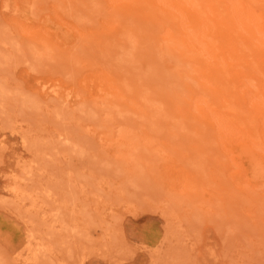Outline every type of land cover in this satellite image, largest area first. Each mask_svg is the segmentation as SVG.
I'll list each match as a JSON object with an SVG mask.
<instances>
[{
	"label": "rangeland",
	"instance_id": "obj_1",
	"mask_svg": "<svg viewBox=\"0 0 264 264\" xmlns=\"http://www.w3.org/2000/svg\"><path fill=\"white\" fill-rule=\"evenodd\" d=\"M146 1L0 0V264H264V0Z\"/></svg>",
	"mask_w": 264,
	"mask_h": 264
},
{
	"label": "bare ground",
	"instance_id": "obj_2",
	"mask_svg": "<svg viewBox=\"0 0 264 264\" xmlns=\"http://www.w3.org/2000/svg\"><path fill=\"white\" fill-rule=\"evenodd\" d=\"M136 1V0H135ZM149 1V0H148ZM148 1H146V2H148ZM151 1V0H150ZM181 1H183V0H181ZM184 1H186V0H184ZM192 1V0H191ZM235 1V0H234ZM105 2V1H104ZM118 2V1H117ZM153 2V1H152ZM157 2V1H156ZM180 2V1H179ZM188 2V1H187ZM221 2H222V0H221ZM219 3L220 5L222 4V3ZM255 2H256V0H255ZM138 3V2H137ZM143 3V2H142ZM189 3V2H188ZM210 3H212V1L210 2ZM224 3V2H223ZM230 3H232V1L230 0ZM235 2H233V4H234ZM238 3H239V1H238ZM104 4V3H103ZM147 4V3H146ZM219 4H216V5H219ZM246 4V3H245ZM118 5V4H117ZM176 5V4H175ZM213 5V4H212ZM215 5V6H216ZM231 5V4H230ZM258 5V4H257ZM102 6V5H101ZM128 6V5H127ZM130 6V5H129ZM182 6H183V8H185V10H187V11H189V15H190V20H189V22H190V26H189V28L192 26V24L194 23V24H196L197 23V21H198V18H199V13L196 11L197 9H192V10H190L188 7H185L184 6V4H182ZM188 6H190V7H193V8H195L194 6H193V3H192V6H191V4L189 3V5ZM198 6V5H197ZM222 6V5H221ZM221 6H220V8H221ZM224 6V5H223ZM222 6V7H223ZM229 6V5H228ZM232 6V5H231ZM241 6V5H240ZM77 7V6H76ZM139 7V6H138ZM141 7V6H140ZM157 7V6H156ZM209 8L211 7V4H210V6H208ZM214 7V6H213ZM213 7H211V8H213ZM217 7V9L219 8L218 6H216ZM73 8V7H72ZM159 8H160V6H159ZM168 8V7H167ZM170 8V7H169ZM200 8V7H199ZM210 8V9H211ZM234 8V7H233ZM150 9H151V11H150ZM150 9H148L150 12H151V14L153 15V17H154V19L155 18H157V15H155V13H153V9L152 8H150ZM157 9V8H156ZM214 9V8H213ZM223 9V8H222ZM38 10V9H37ZM120 10H121V8H120ZM153 10V11H152ZM199 10V9H198ZM225 10V9H224ZM123 11V10H122ZM146 11H147V9H146ZM146 11L145 12H143V14L145 15V14H147L146 13ZM218 11H219V9H218ZM262 11V10H261ZM155 12V11H154ZM168 12V11H167ZM170 12V11H169ZM212 12V11H211ZM224 12H226V11H224ZM164 14H165V12H163ZM162 13V14H163ZM248 13V12H247ZM124 14V13H123ZM162 14H160L161 16L160 17H167V16H163ZM166 14H169V13H166ZM172 14V13H171ZM201 14V13H200ZM32 15V14H31ZM148 16H149V14H147ZM156 17H155V16ZM174 15V14H173ZM213 16H214V14H212ZM251 15V14H250ZM170 16V15H169ZM207 16V15H206ZM209 16V15H208ZM216 16V15H215ZM218 16H220V13L218 14ZM222 16H224V15H222ZM221 16V17H222ZM159 17V16H158ZM171 17H173V16H171ZM151 18V17H150ZM218 18V17H217ZM217 18H215V19H217ZM232 18V17H231ZM230 18V19H231ZM117 19H119V18H117ZM136 19V18H135ZM153 19V18H152ZM158 19V18H157ZM160 19V18H159ZM158 19V20H159ZM169 19V18H168ZM175 19V18H174ZM206 19V18H205ZM223 19V17L221 18V20ZM130 20V19H129ZM158 20H156L157 22H159ZM211 20V19H210ZM226 20V19H225ZM233 20V19H232ZM153 21V20H152ZM161 22H162V18H161V20H160ZM164 21V23H165V20H163ZM213 21H215V20H213ZM260 21V20H259ZM134 22H136V21H134ZM169 22V21H168ZM205 22H206V20H205ZM231 21L229 20L227 23H230ZM250 22V21H249ZM257 22V21H256ZM254 23H255V20H254ZM158 24V23H157ZM156 24V25H157ZM162 24V23H161ZM165 24H167V23H165ZM172 24V23H171ZM208 24V23H207ZM223 24V23H222ZM226 24V23H225ZM233 24H235V23H233ZM247 24V23H246ZM246 24H244L245 26H246ZM252 24V23H251ZM167 25H170V23H168ZM197 25H199V23L198 24H196V26L195 25H193V26H195L196 28H198V26ZM208 25H210V24H208ZM255 25V24H254ZM165 26V25H164ZM171 26V25H170ZM182 26V25H181ZM227 26V25H226ZM229 26L231 27L232 26V24L230 23L229 24ZM81 27V26H80ZM204 26H202V27H200V29L201 28H203ZM208 27V26H207ZM206 27V28H207ZM213 27V26H212ZM257 27H258V25H257ZM260 27V26H259ZM145 28V27H144ZM170 28V27H169ZM205 28V27H204ZM203 28V29H204ZM210 28V27H209ZM216 28H217V26H216ZM226 28V27H225ZM233 28V27H232ZM245 28H247V26L245 27ZM253 28V27H252ZM255 28V27H254ZM261 28H262V26H261ZM159 29V28H158ZM167 29V28H166ZM178 29V28H177ZM199 29V28H198ZM202 29V30H203ZM236 29V28H235ZM242 29V28H241ZM240 29V30H241ZM259 29V28H258ZM202 30H200V31H202ZM262 30V29H261ZM190 31H192V30H190ZM189 31V32H190ZM218 31H219V29H218ZM218 31H217V33H218ZM226 31V30H225ZM229 31H231V30H229ZM235 31H237V29L235 30ZM250 31V32H249ZM247 30V32H248V34H247V36L249 37V39L250 38H252L253 36H254V30ZM168 32H170V31H168ZM185 32V31H184ZM209 32V31H208ZM142 33V32H141ZM176 33V32H175ZM194 33V32H193ZM202 33V32H201ZM224 33V35H225V33L226 32H223ZM223 33H222V35H223ZM233 34H234V31L232 32ZM256 33V32H255ZM258 33V32H257ZM108 34V33H107ZM170 34V33H169ZM197 34H199V33H197ZM215 34V33H214ZM202 35V34H201ZM218 35V34H217ZM223 35V36H224ZM230 35V37L229 38H234V36H232L231 37V34H229ZM77 36V35H76ZM117 36V35H116ZM171 36L172 37H174V35L172 34V35H170V37L169 38H171ZM187 36H188V34H187ZM199 36V35H198ZM208 36H209V34H208ZM222 36V37H223ZM247 36H246V39L248 40V41H250L248 38H247ZM256 36V35H255ZM177 37V36H176ZM203 37L204 36H202V39H203ZM222 37H220V38H222ZM169 38H168V40H169ZM189 38H190V36H189ZM205 38V37H204ZM210 38H212V37H210ZM257 38V37H256ZM261 39H262V37H260ZM166 39H167V37H166ZM191 39V38H190ZM202 39L200 38V40L202 41ZM213 39V38H212ZM246 39H244V42L246 41ZM263 39H264V37H263ZM220 40V39H219ZM222 40V39H221ZM231 40V39H230ZM167 41V40H166ZM172 41V40H171ZM212 41V40H211ZM225 41V40H224ZM233 41V40H232ZM243 41V40H242ZM263 41V40H262ZM174 42H175V40H174ZM206 42H208V41H205V45H206ZM193 43V42H192ZM203 43V42H202ZM215 43V42H214ZM220 43H222V42H220ZM225 43V42H224ZM235 44V46H234V49H235V47H236V42H234ZM252 43V42H251ZM196 44V43H195ZM208 44V43H207ZM256 44V43H255ZM142 45V44H141ZM210 45V44H209ZM249 45V44H248ZM257 45V44H256ZM255 45V46H256ZM201 46V45H200ZM208 46V45H207ZM220 46H221V44H220ZM87 47V46H86ZM93 47V46H92ZM205 47V46H204ZM203 47V48H204ZM209 47H211V46H209ZM209 47H207V48H209ZM225 47H228V45H226ZM251 47V46H250ZM202 48V47H201ZM260 48V47H259ZM233 49V48H232ZM238 51H239V49H237ZM255 50V49H254ZM128 51V50H127ZM228 51V50H227ZM263 52V51H262ZM228 53H229V51H228ZM247 54V53H246ZM125 55H127L126 53H125ZM229 55V54H228ZM252 55V54H251ZM233 56H234V59L236 58L235 57V55L233 54ZM232 56V57H233ZM230 57H231V55H230ZM257 58V57H256ZM106 59V58H105ZM255 59V58H254ZM258 59V58H257ZM246 61V60H245ZM260 61V60H259ZM219 63V62H218ZM245 63V62H244ZM214 64H215V62H214ZM215 65H217V63L215 64ZM233 65V64H232ZM214 67H216L217 68V66H214ZM219 67V66H218ZM221 68V67H220ZM214 70V69H213ZM219 70V69H218ZM260 70V69H259ZM186 72V71H185ZM219 72V71H218ZM221 72V71H220ZM114 74V73H113ZM118 74V73H117ZM253 79V78H252ZM228 100V99H227ZM255 108V107H254ZM253 108V109H254ZM249 117V116H248ZM230 123V122H229ZM264 124V123H263ZM181 125V124H180ZM225 127V126H224ZM223 128V127H222ZM261 129V128H260ZM171 130V129H170ZM238 130V129H237ZM229 131V130H228ZM252 134V133H251ZM231 151V150H230ZM225 165V164H224ZM221 167V166H220ZM218 178V177H217Z\"/></svg>",
	"mask_w": 264,
	"mask_h": 264
}]
</instances>
